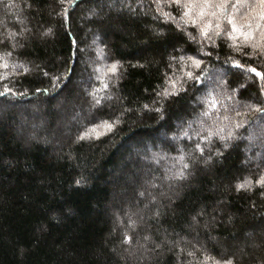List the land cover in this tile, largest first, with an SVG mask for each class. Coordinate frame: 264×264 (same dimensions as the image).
Returning <instances> with one entry per match:
<instances>
[{
    "label": "trees",
    "instance_id": "1",
    "mask_svg": "<svg viewBox=\"0 0 264 264\" xmlns=\"http://www.w3.org/2000/svg\"><path fill=\"white\" fill-rule=\"evenodd\" d=\"M263 12L0 0V264H264Z\"/></svg>",
    "mask_w": 264,
    "mask_h": 264
},
{
    "label": "rangeland",
    "instance_id": "2",
    "mask_svg": "<svg viewBox=\"0 0 264 264\" xmlns=\"http://www.w3.org/2000/svg\"><path fill=\"white\" fill-rule=\"evenodd\" d=\"M264 13V12H263ZM216 79H218L219 78V76H216L215 77ZM219 80V79H218ZM205 115H207V114H205ZM204 115V116H205ZM205 118V117H204ZM189 129H190V131H191V133H192V131H193V129H192V126L191 127H189ZM195 129V128H194ZM204 130V128L203 127H201L200 128V130ZM250 132H251V134H252V136L254 135V136H256V137H258V138H260V139H264V125H256V126H254L253 128H251V130H250ZM181 137V136H180ZM180 137H176V138H174V139H172V142L173 143H179L180 142V140L182 139V138H180ZM256 151L258 152V153H256L257 155H256V158L258 159V161H261V159H263L264 158V146H259L257 149H256Z\"/></svg>",
    "mask_w": 264,
    "mask_h": 264
},
{
    "label": "snow or ice",
    "instance_id": "3",
    "mask_svg": "<svg viewBox=\"0 0 264 264\" xmlns=\"http://www.w3.org/2000/svg\"><path fill=\"white\" fill-rule=\"evenodd\" d=\"M176 3L179 4L180 3V0H176ZM260 3L261 4H264V0H260ZM216 7L223 9L225 7V5H216ZM233 7L235 8L236 6L233 5ZM227 18H228L229 24H231V26H232V31L233 32L238 31V27H242V26H238L234 22V20H233V18H232L231 15H229ZM262 18H264V13H262ZM236 66H239V65L237 64ZM250 71L255 72L257 76H260L261 75V73L257 72L255 68H251ZM260 183H264V181H260ZM227 264H231V261L227 262Z\"/></svg>",
    "mask_w": 264,
    "mask_h": 264
}]
</instances>
